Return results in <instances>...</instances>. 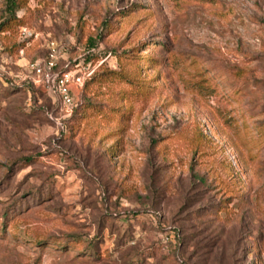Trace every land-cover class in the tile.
Returning <instances> with one entry per match:
<instances>
[{
	"label": "rangeland",
	"instance_id": "obj_1",
	"mask_svg": "<svg viewBox=\"0 0 264 264\" xmlns=\"http://www.w3.org/2000/svg\"><path fill=\"white\" fill-rule=\"evenodd\" d=\"M15 5L25 25L0 34V264H264V0ZM51 42L58 70L91 63L75 100L106 114L70 121L44 90L27 63ZM100 68L136 71L144 94L85 88Z\"/></svg>",
	"mask_w": 264,
	"mask_h": 264
},
{
	"label": "trees",
	"instance_id": "obj_2",
	"mask_svg": "<svg viewBox=\"0 0 264 264\" xmlns=\"http://www.w3.org/2000/svg\"><path fill=\"white\" fill-rule=\"evenodd\" d=\"M8 7L10 11L9 16L6 17L4 20L0 21V34L5 31L14 30V28L17 27V25H25L24 18L23 17L18 18L15 14L18 8L15 5V0H9ZM91 40H92L91 45H95L96 40L95 39H91ZM35 60H32V61H35ZM65 69H62V70H65ZM112 81H117L118 83L125 82L128 84L127 88L121 90L120 93H117V95L120 96L122 99L131 100L132 99L131 96H133L134 94L137 96L144 94V90H143V85L145 84L144 78L141 77L140 74L137 73L136 71H130L126 68L122 69L121 71H111V70H104L100 68L96 73H94V76L86 82L85 88H89L90 86H93L96 84L102 85V84L112 82ZM41 85L44 88V90L47 92L42 81H41ZM74 98H75V94H74ZM115 109H118V108L114 106L110 108L108 111L110 113V111H113ZM106 112L107 110H104L102 106H98L97 104L93 102H88V103L83 102L78 105L75 100V107L70 115V116L72 115L73 116L71 117L70 121H74L75 117H78L79 115L83 113H86V115L88 114H102L103 115V114H106ZM110 117L113 119L118 118L117 116H110ZM30 159H32V157L27 158V160H30ZM200 179L204 180L203 178H200Z\"/></svg>",
	"mask_w": 264,
	"mask_h": 264
},
{
	"label": "built area",
	"instance_id": "obj_3",
	"mask_svg": "<svg viewBox=\"0 0 264 264\" xmlns=\"http://www.w3.org/2000/svg\"><path fill=\"white\" fill-rule=\"evenodd\" d=\"M25 29L23 33H27ZM28 68L40 77L48 94L60 100L63 109L66 111L65 116H70L75 107V98L73 87L82 86L87 77L91 76L94 70H91V63L86 66L85 63H77L74 68L58 70V56L55 42H51V52L48 58L44 60L31 61Z\"/></svg>",
	"mask_w": 264,
	"mask_h": 264
}]
</instances>
